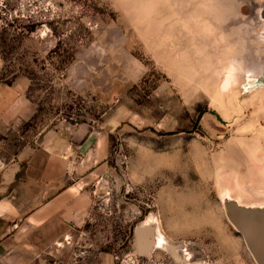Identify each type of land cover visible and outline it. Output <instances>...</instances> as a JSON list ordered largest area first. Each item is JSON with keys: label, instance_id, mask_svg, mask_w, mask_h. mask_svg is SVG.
<instances>
[{"label": "rangeland", "instance_id": "obj_1", "mask_svg": "<svg viewBox=\"0 0 264 264\" xmlns=\"http://www.w3.org/2000/svg\"><path fill=\"white\" fill-rule=\"evenodd\" d=\"M180 37L207 77L160 60ZM16 77L32 132L78 134L66 176L90 198L42 264H264L229 213L264 212V0H0V82Z\"/></svg>", "mask_w": 264, "mask_h": 264}, {"label": "crops", "instance_id": "obj_2", "mask_svg": "<svg viewBox=\"0 0 264 264\" xmlns=\"http://www.w3.org/2000/svg\"><path fill=\"white\" fill-rule=\"evenodd\" d=\"M153 45L157 53L161 52V61L177 67V76L207 77L200 67V62L206 60L202 48L190 39H163ZM144 52L166 73L154 54L146 48ZM195 62L197 66L186 67ZM145 72L143 69L141 76ZM29 88L26 77L0 82V264H42L41 255L47 253L48 246L58 244L72 227H80L90 206L89 194L78 182L70 181L71 175L66 176L67 169L72 168L70 154L78 134L65 144L57 132L46 126L32 132L37 107L27 96ZM196 88L200 90L202 86ZM126 110L121 106L105 113L110 115L104 129L107 133L121 124L122 116L128 115ZM134 120L131 124L139 126L144 119L137 116ZM163 122L171 123L170 118Z\"/></svg>", "mask_w": 264, "mask_h": 264}, {"label": "water", "instance_id": "obj_3", "mask_svg": "<svg viewBox=\"0 0 264 264\" xmlns=\"http://www.w3.org/2000/svg\"><path fill=\"white\" fill-rule=\"evenodd\" d=\"M229 213L239 230L245 235L249 243L255 245L259 255L264 260V212L250 211V210H233L230 209ZM146 237L153 240L155 228L147 226L142 230ZM140 234V233H139ZM150 245L152 242L149 243Z\"/></svg>", "mask_w": 264, "mask_h": 264}, {"label": "bare ground", "instance_id": "obj_4", "mask_svg": "<svg viewBox=\"0 0 264 264\" xmlns=\"http://www.w3.org/2000/svg\"><path fill=\"white\" fill-rule=\"evenodd\" d=\"M248 210L253 211V210H251V209H248ZM158 239H159V238L156 239V243H157Z\"/></svg>", "mask_w": 264, "mask_h": 264}]
</instances>
